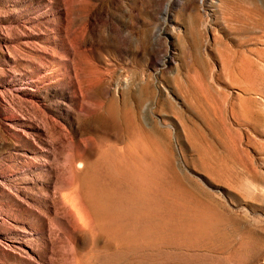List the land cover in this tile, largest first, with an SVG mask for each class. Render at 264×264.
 I'll list each match as a JSON object with an SVG mask.
<instances>
[{"label": "rangeland", "instance_id": "1", "mask_svg": "<svg viewBox=\"0 0 264 264\" xmlns=\"http://www.w3.org/2000/svg\"><path fill=\"white\" fill-rule=\"evenodd\" d=\"M0 264H264V0H0Z\"/></svg>", "mask_w": 264, "mask_h": 264}, {"label": "bare ground", "instance_id": "2", "mask_svg": "<svg viewBox=\"0 0 264 264\" xmlns=\"http://www.w3.org/2000/svg\"><path fill=\"white\" fill-rule=\"evenodd\" d=\"M99 178L100 176L98 175L91 178L92 180L90 182V189H89L88 195L92 200L94 209L97 212H100L101 214H103L104 216H107L110 218V216L113 213L112 199L108 195H105L106 189L104 186L102 187V185H100ZM142 195L144 196L143 197L144 200H148L150 198L149 195L144 191ZM120 200L124 201L125 198L122 199L121 197Z\"/></svg>", "mask_w": 264, "mask_h": 264}]
</instances>
